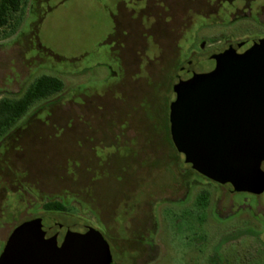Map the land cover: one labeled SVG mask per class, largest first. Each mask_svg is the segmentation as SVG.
I'll return each mask as SVG.
<instances>
[{
  "label": "rangeland",
  "instance_id": "rangeland-1",
  "mask_svg": "<svg viewBox=\"0 0 264 264\" xmlns=\"http://www.w3.org/2000/svg\"><path fill=\"white\" fill-rule=\"evenodd\" d=\"M244 4L22 0L0 29V100L22 98L42 76L64 88L0 140V256L17 228L42 217L93 226L114 264H264V193L194 171L167 119L179 65L213 69L203 42L264 35L253 23L264 0L250 1L247 22L214 24ZM52 201L67 211L45 210Z\"/></svg>",
  "mask_w": 264,
  "mask_h": 264
},
{
  "label": "water",
  "instance_id": "water-1",
  "mask_svg": "<svg viewBox=\"0 0 264 264\" xmlns=\"http://www.w3.org/2000/svg\"><path fill=\"white\" fill-rule=\"evenodd\" d=\"M213 59L214 70L187 74L174 86L172 142L184 162L205 178L229 184L236 192L261 195L264 39L243 54L228 50ZM0 264L114 263L109 244L93 227L64 226L41 217L13 232Z\"/></svg>",
  "mask_w": 264,
  "mask_h": 264
},
{
  "label": "trees",
  "instance_id": "trees-1",
  "mask_svg": "<svg viewBox=\"0 0 264 264\" xmlns=\"http://www.w3.org/2000/svg\"><path fill=\"white\" fill-rule=\"evenodd\" d=\"M22 0H0V29L7 26L12 14L21 10ZM63 82L56 77L42 76L29 88L24 96L14 102L0 100V140L6 129L19 121L37 101L46 99L61 92ZM44 209L54 212H66L67 207L60 202L52 201L44 205Z\"/></svg>",
  "mask_w": 264,
  "mask_h": 264
},
{
  "label": "flooded vegetation",
  "instance_id": "flooded-vegetation-1",
  "mask_svg": "<svg viewBox=\"0 0 264 264\" xmlns=\"http://www.w3.org/2000/svg\"><path fill=\"white\" fill-rule=\"evenodd\" d=\"M231 1H233V0H231ZM243 1L245 3L244 5H242L238 8H235L229 14L228 22L215 21L214 24L218 25L220 28L225 27V28H231L232 29L235 25L239 24L240 22H245V21L247 22V21L251 20L252 15H251V9H250L249 3L252 0H249V1L243 0ZM245 5H247L248 7H245ZM242 7H245V8H242ZM258 8H262V10L258 9ZM263 9H264V5L257 7L256 17H255V20H253V23L257 26H260V27H264V21L262 19ZM262 39H264V35H262L260 37H256V38L255 37L251 38L250 36L242 37L240 34H233L230 32L228 35L221 36L218 40L213 41L212 43H210L207 46H206V43L203 42L201 49L204 50L207 54H209L208 55L209 59L213 63V69L212 70H214V68L216 66V61L213 59L214 56L222 54L228 50H234L238 54H243L246 51H248L254 45V43L256 41L262 40ZM201 55L202 54H198L196 51H194V55L192 56V58L193 57L197 58L198 63L201 64L202 59H203ZM193 64H194V60L187 58V60L182 65H179V67L177 68L179 71V74L177 75V83H175L173 85V92H174V86L176 84H178L180 82V80L182 78H184V76H186L187 74H190V73L202 74V73H208V72L212 71L211 70L208 72H201V73L196 72L194 69L191 68L193 66ZM175 79L176 78H174V80ZM175 99H176V94H175ZM169 115H170V109H169ZM167 119L169 120V133H170V119L169 118H167ZM170 137H171V133H170ZM171 140H172V138H171ZM187 165H189V164H187ZM189 166H191V165H189ZM86 226H88V225H86ZM90 227H93V226H90Z\"/></svg>",
  "mask_w": 264,
  "mask_h": 264
}]
</instances>
